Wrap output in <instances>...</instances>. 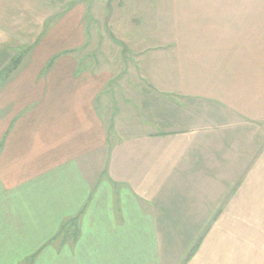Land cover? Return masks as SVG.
I'll use <instances>...</instances> for the list:
<instances>
[{
  "label": "crops",
  "instance_id": "1",
  "mask_svg": "<svg viewBox=\"0 0 264 264\" xmlns=\"http://www.w3.org/2000/svg\"><path fill=\"white\" fill-rule=\"evenodd\" d=\"M112 1L0 0V264H264V0Z\"/></svg>",
  "mask_w": 264,
  "mask_h": 264
},
{
  "label": "rangeland",
  "instance_id": "2",
  "mask_svg": "<svg viewBox=\"0 0 264 264\" xmlns=\"http://www.w3.org/2000/svg\"><path fill=\"white\" fill-rule=\"evenodd\" d=\"M118 2L119 0H113L112 2H110L108 5H107V7H111V9L113 8V6H114V3L115 2ZM121 2H122V4H123V10H122V16H123V18H124V21H125V23H129L128 22V20L126 21V17L127 16H129L130 14H132V10L130 9V7H129V5H127V0H126V3H125V0H120ZM143 1V4L144 5H146L145 4V1L144 0H142ZM149 2H150V0H148ZM127 5V6H126ZM144 7V6H143ZM114 28L115 27H113V28H104V27H100V29H99V33H100V36H101V38L102 39H104L106 36L108 37L109 36V32L113 35V36H115V31H114ZM129 27H124V31H126L128 34H129V30L130 29H128ZM97 35V31H96V28H93V29H91V35ZM128 36V35H127ZM96 38L98 39L99 38V36L97 35L96 36ZM117 45H120L123 49H124V54H128V53H130L132 50H131V45L127 42V43H122V44H120L118 41H117ZM101 46H103V44L101 45ZM94 50H97V52L96 53H98L99 51V49L101 50V48L102 47H100L99 49H98V45H94ZM116 51H118V50H114L113 48L111 49V55L113 54V53H116ZM18 54H22V51H20ZM101 54V53H100ZM102 56H103V54H101ZM105 55H109V54H105ZM117 55H119L118 54V52H117ZM110 56V55H109ZM111 57V56H110ZM1 81H3V79H1ZM71 230H72V228L71 227H68V226H66V227H64V228H62V229H60L59 230V232H60V235H59V237H64L65 236V234H67L68 233V237L67 238H69L70 240H71V238L72 237H70L71 236V234L69 233V231L71 232ZM75 230V229H74ZM74 238V240L76 239V237H73ZM58 240H60V238H57ZM59 255H61V253L59 254Z\"/></svg>",
  "mask_w": 264,
  "mask_h": 264
},
{
  "label": "trees",
  "instance_id": "3",
  "mask_svg": "<svg viewBox=\"0 0 264 264\" xmlns=\"http://www.w3.org/2000/svg\"><path fill=\"white\" fill-rule=\"evenodd\" d=\"M22 58H23V55L22 54H19L17 55L16 57H14L13 59H11L9 65L4 69L2 70V73L0 74V81L1 79L3 80H6L9 75L17 68V66L21 63L22 61ZM77 221H78V218H74V219H71L67 222V225H65L64 227L68 226V227H72L74 229H77L76 228V225H77ZM63 227V228H64Z\"/></svg>",
  "mask_w": 264,
  "mask_h": 264
}]
</instances>
